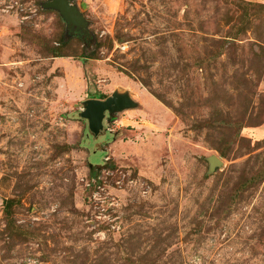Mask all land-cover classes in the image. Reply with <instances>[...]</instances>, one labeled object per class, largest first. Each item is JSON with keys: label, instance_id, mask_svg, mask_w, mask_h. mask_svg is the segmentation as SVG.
Returning a JSON list of instances; mask_svg holds the SVG:
<instances>
[{"label": "rangeland", "instance_id": "374dc122", "mask_svg": "<svg viewBox=\"0 0 264 264\" xmlns=\"http://www.w3.org/2000/svg\"><path fill=\"white\" fill-rule=\"evenodd\" d=\"M45 1L0 0V264H264V0Z\"/></svg>", "mask_w": 264, "mask_h": 264}, {"label": "water", "instance_id": "95a60500", "mask_svg": "<svg viewBox=\"0 0 264 264\" xmlns=\"http://www.w3.org/2000/svg\"><path fill=\"white\" fill-rule=\"evenodd\" d=\"M72 0H47L42 6L56 10L69 28L85 33L86 22L84 17L73 5ZM84 108L79 112V117L87 121L88 131L93 137L104 130V120L107 113L119 111L134 106V102L127 94L113 93L104 99L90 98L84 101ZM210 170L221 164L216 156L208 158Z\"/></svg>", "mask_w": 264, "mask_h": 264}, {"label": "trees", "instance_id": "16d2710c", "mask_svg": "<svg viewBox=\"0 0 264 264\" xmlns=\"http://www.w3.org/2000/svg\"><path fill=\"white\" fill-rule=\"evenodd\" d=\"M88 57V56H87Z\"/></svg>", "mask_w": 264, "mask_h": 264}]
</instances>
